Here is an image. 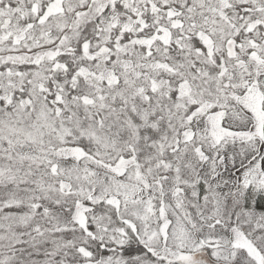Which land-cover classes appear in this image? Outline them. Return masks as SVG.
<instances>
[{"label":"snow or ice","instance_id":"6c2138e0","mask_svg":"<svg viewBox=\"0 0 264 264\" xmlns=\"http://www.w3.org/2000/svg\"><path fill=\"white\" fill-rule=\"evenodd\" d=\"M0 264H264V0H0Z\"/></svg>","mask_w":264,"mask_h":264}]
</instances>
